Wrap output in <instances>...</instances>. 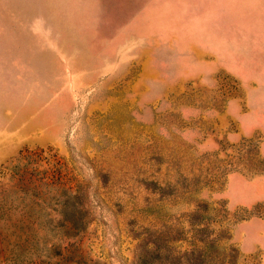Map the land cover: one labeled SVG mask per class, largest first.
<instances>
[{
  "label": "rangeland",
  "instance_id": "374dc122",
  "mask_svg": "<svg viewBox=\"0 0 264 264\" xmlns=\"http://www.w3.org/2000/svg\"><path fill=\"white\" fill-rule=\"evenodd\" d=\"M0 264H264V0H0Z\"/></svg>",
  "mask_w": 264,
  "mask_h": 264
},
{
  "label": "trees",
  "instance_id": "16d2710c",
  "mask_svg": "<svg viewBox=\"0 0 264 264\" xmlns=\"http://www.w3.org/2000/svg\"><path fill=\"white\" fill-rule=\"evenodd\" d=\"M67 222L71 223L70 221H67Z\"/></svg>",
  "mask_w": 264,
  "mask_h": 264
}]
</instances>
